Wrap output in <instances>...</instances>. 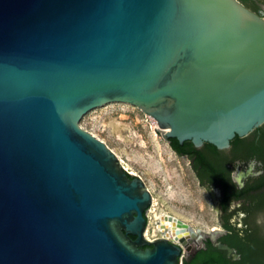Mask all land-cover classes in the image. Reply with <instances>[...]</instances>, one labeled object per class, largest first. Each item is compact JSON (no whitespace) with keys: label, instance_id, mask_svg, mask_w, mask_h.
<instances>
[{"label":"water","instance_id":"obj_1","mask_svg":"<svg viewBox=\"0 0 264 264\" xmlns=\"http://www.w3.org/2000/svg\"><path fill=\"white\" fill-rule=\"evenodd\" d=\"M113 103L169 143L230 148L264 125V18L240 0H0V264H179L199 238L172 216L173 241L145 235V180L81 126Z\"/></svg>","mask_w":264,"mask_h":264},{"label":"flooded vegetation","instance_id":"obj_2","mask_svg":"<svg viewBox=\"0 0 264 264\" xmlns=\"http://www.w3.org/2000/svg\"><path fill=\"white\" fill-rule=\"evenodd\" d=\"M250 1L252 4L244 5L264 18V1ZM171 143L172 139L169 144L178 156L189 160L199 187L210 197L217 222V227L201 229L190 249L183 250L179 264H205L214 259L220 261L215 264H264V125L247 137L235 138L225 150L208 143L192 149L184 143L183 150L176 151ZM253 159L257 161L256 171L262 174L249 176L240 190L232 183L230 174L234 170L245 171ZM153 205L146 214L147 231ZM241 212L246 213L243 220ZM220 245L228 246L235 253L230 254Z\"/></svg>","mask_w":264,"mask_h":264},{"label":"rangeland","instance_id":"obj_3","mask_svg":"<svg viewBox=\"0 0 264 264\" xmlns=\"http://www.w3.org/2000/svg\"><path fill=\"white\" fill-rule=\"evenodd\" d=\"M81 126L104 141L130 174L145 180L156 202L149 213L151 238L162 237L155 232L156 214L175 217L194 229L217 227L210 197L199 187L189 160L178 156L156 131L152 117L135 106L113 103L88 113Z\"/></svg>","mask_w":264,"mask_h":264},{"label":"clouds","instance_id":"obj_4","mask_svg":"<svg viewBox=\"0 0 264 264\" xmlns=\"http://www.w3.org/2000/svg\"><path fill=\"white\" fill-rule=\"evenodd\" d=\"M256 165H257V161L253 159L248 163L247 169L245 171L234 170L231 172L230 175L232 178V183L236 186V188L242 190L245 187L244 185L245 179H247L249 176H259L262 174L256 171ZM236 168L239 169L238 166ZM231 205H232V202L229 207H231ZM216 210L219 211V209H216ZM239 215H240L241 220H243L246 217V213H243V212H241ZM239 226L242 227L243 225L241 224ZM242 235L243 233H241V236Z\"/></svg>","mask_w":264,"mask_h":264},{"label":"bare ground","instance_id":"obj_5","mask_svg":"<svg viewBox=\"0 0 264 264\" xmlns=\"http://www.w3.org/2000/svg\"><path fill=\"white\" fill-rule=\"evenodd\" d=\"M154 124L157 126L158 123L156 122V120H154ZM123 165L125 166L126 170H130V168L124 163L122 162ZM132 175H135V172L131 173ZM142 178V177H141ZM153 203H156L155 201H153ZM169 215L167 214H156L155 215V219H156V228H155V232L156 233H160L162 234V236L169 238V239H175L176 236L175 234L172 232V229L176 228V224L175 221H172L169 219ZM161 224H165L166 226V230H162L161 228ZM146 235V234H145Z\"/></svg>","mask_w":264,"mask_h":264},{"label":"trees","instance_id":"obj_6","mask_svg":"<svg viewBox=\"0 0 264 264\" xmlns=\"http://www.w3.org/2000/svg\"><path fill=\"white\" fill-rule=\"evenodd\" d=\"M241 2L243 4H246V5H249V2L248 0H241ZM172 147L176 150V151H182L184 146H182L176 139H172ZM185 146H190L192 149L194 148V145L192 144V142H185ZM215 262H220L219 260L217 259H214V260H209V261H206L205 264H215ZM222 264V263H220Z\"/></svg>","mask_w":264,"mask_h":264},{"label":"built area","instance_id":"obj_7","mask_svg":"<svg viewBox=\"0 0 264 264\" xmlns=\"http://www.w3.org/2000/svg\"><path fill=\"white\" fill-rule=\"evenodd\" d=\"M127 171H128V170H127ZM128 173H129V172H128ZM146 236H147L148 239H154V238H151V237L149 236L148 231L146 232ZM170 240H174V239H170Z\"/></svg>","mask_w":264,"mask_h":264}]
</instances>
